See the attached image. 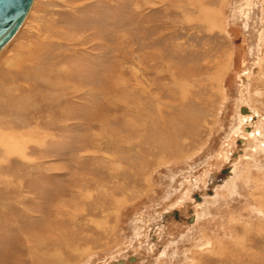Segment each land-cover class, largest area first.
Masks as SVG:
<instances>
[{
    "label": "rangeland",
    "instance_id": "rangeland-1",
    "mask_svg": "<svg viewBox=\"0 0 264 264\" xmlns=\"http://www.w3.org/2000/svg\"><path fill=\"white\" fill-rule=\"evenodd\" d=\"M0 264H264V0H33Z\"/></svg>",
    "mask_w": 264,
    "mask_h": 264
},
{
    "label": "water",
    "instance_id": "water-1",
    "mask_svg": "<svg viewBox=\"0 0 264 264\" xmlns=\"http://www.w3.org/2000/svg\"><path fill=\"white\" fill-rule=\"evenodd\" d=\"M33 0H0V51L16 34Z\"/></svg>",
    "mask_w": 264,
    "mask_h": 264
},
{
    "label": "bare ground",
    "instance_id": "bare-ground-1",
    "mask_svg": "<svg viewBox=\"0 0 264 264\" xmlns=\"http://www.w3.org/2000/svg\"><path fill=\"white\" fill-rule=\"evenodd\" d=\"M25 18H26V17H25ZM190 19H191V18H190ZM20 27H21V26H20ZM18 30H19V29H18ZM16 33H17V32H16ZM13 37H14V36H13ZM13 37H12V38H13ZM6 45H7V44H6Z\"/></svg>",
    "mask_w": 264,
    "mask_h": 264
}]
</instances>
